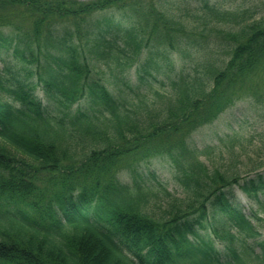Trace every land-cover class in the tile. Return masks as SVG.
Listing matches in <instances>:
<instances>
[{
	"label": "trees",
	"instance_id": "1",
	"mask_svg": "<svg viewBox=\"0 0 264 264\" xmlns=\"http://www.w3.org/2000/svg\"><path fill=\"white\" fill-rule=\"evenodd\" d=\"M189 4L0 0V264H264L236 194L264 214V174L209 170L188 141L243 97L264 106V18L210 31L209 46L182 16ZM126 7L132 26L95 17ZM171 50L190 60L159 80L151 55ZM143 54L135 90L125 72ZM156 155L186 190L157 215L148 203L170 193L138 169Z\"/></svg>",
	"mask_w": 264,
	"mask_h": 264
},
{
	"label": "rangeland",
	"instance_id": "2",
	"mask_svg": "<svg viewBox=\"0 0 264 264\" xmlns=\"http://www.w3.org/2000/svg\"><path fill=\"white\" fill-rule=\"evenodd\" d=\"M76 1L90 2L94 0ZM191 1L192 4L183 6L184 8L181 13L183 18L191 22L190 27L192 30L199 32L196 34V39L203 41L204 45H215L217 39L214 33H212L214 31H233L254 20L257 21L264 18V0H210L212 5L221 10L219 16H210L209 13L207 15L202 6L203 0ZM143 3L144 5L146 4L145 1ZM188 6H192L194 10L189 9L188 11L190 12H188L186 10ZM171 7L174 10L178 9L175 4H171ZM127 8L129 7L101 11L95 17L103 22L113 20L114 24L132 26L133 18L130 16L131 11ZM200 31H207V33L201 34ZM210 31L212 32L210 33ZM0 53H5V49H0ZM148 56L147 54H143L139 64L137 63L125 72L130 85L135 90L145 88L144 82H140L137 78L139 72H137L136 68H140ZM151 57L153 64L147 69L152 71L153 69L155 70L156 64L160 66L161 72L158 71L159 80L162 79L161 75L164 74L163 72L174 76L178 72L179 67L190 60V58L188 59V57L177 50L155 52ZM27 67L28 65L24 64V68ZM141 74L145 79H150L151 74ZM155 86H161V83L156 81ZM37 93L39 96L42 95L39 86L37 87ZM151 100L148 105L152 108L154 99L152 98ZM261 107H258L252 98L243 97L225 110L213 123L199 128L191 135L188 140L190 145L201 152L199 160L209 170L220 168L226 172L236 171L243 177L254 176L256 173L264 174V106ZM236 135L240 139L237 140L232 150H228L223 142L220 141L223 139L224 142H227L229 137ZM138 169H143L144 172L148 169L155 171L166 186L167 192L170 193V196H163V199H159V201H150L147 205L149 212H153L154 214L163 212L164 207L171 203L173 198L184 199L186 197L185 187L175 177L174 165L168 155L151 157L149 161L138 166ZM126 174L130 175L129 172ZM236 194L237 203L245 214L253 215L252 220L258 236L251 241L257 247L258 243L264 240V214L258 213L254 201L240 189H236ZM254 214L258 215V218ZM203 233H205L206 237H210L206 232L203 231ZM214 243L217 249H223L220 239L214 238ZM257 251H260L258 247Z\"/></svg>",
	"mask_w": 264,
	"mask_h": 264
}]
</instances>
